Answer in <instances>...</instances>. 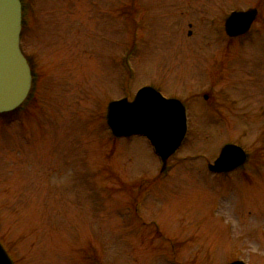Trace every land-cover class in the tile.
I'll use <instances>...</instances> for the list:
<instances>
[{
    "label": "rangeland",
    "instance_id": "1",
    "mask_svg": "<svg viewBox=\"0 0 264 264\" xmlns=\"http://www.w3.org/2000/svg\"><path fill=\"white\" fill-rule=\"evenodd\" d=\"M38 5L21 42L31 95L0 115V243L13 263L264 264V0ZM235 7L258 18L229 38ZM144 85L187 107L164 172L147 138L106 124L107 103ZM226 143L248 161L210 172Z\"/></svg>",
    "mask_w": 264,
    "mask_h": 264
},
{
    "label": "water",
    "instance_id": "2",
    "mask_svg": "<svg viewBox=\"0 0 264 264\" xmlns=\"http://www.w3.org/2000/svg\"><path fill=\"white\" fill-rule=\"evenodd\" d=\"M21 14L20 0H0V113L17 108L31 86L30 67L20 48ZM256 15V8L231 12L224 23L226 34L235 37L246 33ZM106 121L115 136H146L162 162V170L181 145L187 129L185 107L180 100L165 98L151 86L140 88L131 101L121 98L109 102ZM246 157L243 148L228 143L208 169L229 172L243 165ZM0 264H13L1 244ZM226 264L245 262L234 260Z\"/></svg>",
    "mask_w": 264,
    "mask_h": 264
},
{
    "label": "flooded vegetation",
    "instance_id": "3",
    "mask_svg": "<svg viewBox=\"0 0 264 264\" xmlns=\"http://www.w3.org/2000/svg\"><path fill=\"white\" fill-rule=\"evenodd\" d=\"M54 7H55V5H54ZM54 7L50 10L51 13L57 12V9L54 8ZM22 10H23V20H24V18L26 16V13L29 12L30 15H31L30 27H33V28L37 27L38 24H39V22H40V13H41V10H40L39 5H38V0H31L30 7L29 8H28L27 4H25L22 1ZM233 10H240V8H236L235 7L234 9L230 10V12L233 11ZM54 15H56V14L55 13L54 14H50L49 16L52 17ZM51 17H49V21L51 23L55 24L53 26V31L56 33V30H57V32L60 33V30L58 28L59 25H57L58 19L60 17L57 18L56 20L54 18H51ZM23 20H22V31L24 29V22H23ZM27 59H28V61L30 63L31 72H32V78L34 80V74H35L34 63L31 61V58L30 57L27 56Z\"/></svg>",
    "mask_w": 264,
    "mask_h": 264
}]
</instances>
